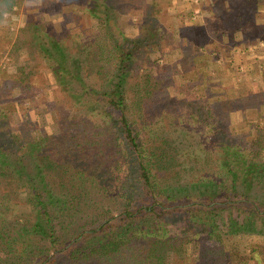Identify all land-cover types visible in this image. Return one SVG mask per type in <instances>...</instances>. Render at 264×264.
<instances>
[{"label":"trees","instance_id":"obj_1","mask_svg":"<svg viewBox=\"0 0 264 264\" xmlns=\"http://www.w3.org/2000/svg\"><path fill=\"white\" fill-rule=\"evenodd\" d=\"M125 39V44L111 39L109 46H100L103 54L108 52L104 60L115 66L104 75L101 88L86 84L81 60L62 54L57 38L43 46L65 76L71 100L87 101L79 109L86 113L68 121L55 141H17L9 130L13 106L0 111V264H165L164 252L193 241L170 237L164 228L167 217L183 213L197 221L203 213L213 232L217 219L225 220L223 212L233 207L247 214L242 222L231 223L228 232L254 227L264 235V127L248 141L249 153L231 152L232 138L221 130L226 140H216L223 151L214 150V159L204 146L192 150L190 182L183 183L177 173L169 178L173 151L188 152L197 145L156 133L149 153L142 149L137 118L153 120L154 104L162 101L158 92L168 94L171 74H154L155 58L150 67L139 69L135 78L140 80L130 82L136 52L148 40L138 36L129 45ZM28 75L12 74L11 89L0 85V99L7 93L16 100L15 84L31 94ZM207 112L212 114L213 106ZM213 163L218 168L209 170ZM123 164L126 175L116 189L110 183L120 179ZM20 190L29 210L18 209L12 196ZM207 252L210 263H225L222 240Z\"/></svg>","mask_w":264,"mask_h":264},{"label":"rangeland","instance_id":"obj_2","mask_svg":"<svg viewBox=\"0 0 264 264\" xmlns=\"http://www.w3.org/2000/svg\"><path fill=\"white\" fill-rule=\"evenodd\" d=\"M11 3L8 24L0 27V85L11 89L16 72L29 74L33 83L31 94L15 84L16 100L7 93L0 99V111L13 106L12 113L5 114L11 118L9 130L17 141L30 144L43 137L53 142L77 113H86L79 109L87 101L71 100L59 65L43 49L52 38H57L62 54L81 60L86 84L101 88L104 75L115 66L104 60L108 52L103 54L100 46H109L111 39L125 44V38L132 45L138 36L147 37L148 43L136 52L130 82L140 80L135 78L139 69L150 67L155 58L159 63L154 74L171 75L166 80L168 94L158 92L162 101L154 104L153 120L137 118L142 149L149 153L156 133L197 145L188 152L173 151L176 159L169 178L177 173L183 183L190 182L192 150L204 146L214 159L215 151H223L216 140H226L221 130L232 138L231 152L249 153L248 141L264 127V0H42L33 7H26L25 0ZM43 130L48 132L46 137ZM185 152L188 155L183 157ZM217 168V163L209 166V170ZM126 171L123 164L120 179L110 186L118 189ZM20 191L12 195L17 208L29 210ZM246 214L244 208L225 210V220L218 218L213 232L203 213L197 221L183 213L167 217L164 228L170 237L193 241L180 250L164 252V263L214 264L207 248L222 240L227 254L223 264H264V235L254 227L228 232L229 225L242 222Z\"/></svg>","mask_w":264,"mask_h":264},{"label":"clouds","instance_id":"obj_3","mask_svg":"<svg viewBox=\"0 0 264 264\" xmlns=\"http://www.w3.org/2000/svg\"><path fill=\"white\" fill-rule=\"evenodd\" d=\"M42 0H25L26 7L39 6ZM14 7L11 0H0V27H6L9 20V8Z\"/></svg>","mask_w":264,"mask_h":264}]
</instances>
